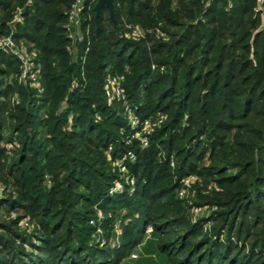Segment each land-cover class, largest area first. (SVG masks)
<instances>
[{
    "label": "trees",
    "instance_id": "16d2710c",
    "mask_svg": "<svg viewBox=\"0 0 264 264\" xmlns=\"http://www.w3.org/2000/svg\"><path fill=\"white\" fill-rule=\"evenodd\" d=\"M74 1L0 0V38L33 61L23 78L0 51V264H119L134 250L150 264H264L260 0H114L116 25L103 9L99 26L89 0L75 41ZM119 76L125 98L111 99ZM128 152L135 190L110 194ZM188 176L195 202L180 195ZM195 206L213 218L194 221ZM12 211L31 216L29 231ZM101 212L111 227L123 216L120 244L99 240Z\"/></svg>",
    "mask_w": 264,
    "mask_h": 264
},
{
    "label": "built area",
    "instance_id": "2783aa9c",
    "mask_svg": "<svg viewBox=\"0 0 264 264\" xmlns=\"http://www.w3.org/2000/svg\"><path fill=\"white\" fill-rule=\"evenodd\" d=\"M89 0H75L74 3L71 6V10L68 14V21L69 24L71 25V27L73 28V26L76 28L75 31H71L70 32V37L75 41L77 39L79 40H83L84 39V35L79 33V28L81 25V12L86 4V2ZM90 1H95V0H90ZM98 1V0H97ZM33 2V0H28V4H31ZM262 14H263V18H264V0H260L259 1V9H258ZM25 20L24 15L22 13V9L18 10L15 14H14V18L12 20V24H16V23H23ZM143 35V33L139 30H133L132 36L134 38H140ZM0 51L5 52V53H13L15 54L20 61L23 62L24 65V71H23V78H25L30 71H32V66H33V61H32V57L29 54L27 48L25 46L20 47L18 44H16V42L14 41L12 35L11 36H6V37H2L0 38ZM32 78L34 80H36L35 76H32ZM123 76H119V77H113L110 78L107 82V90H108V96L111 99H123L125 98L124 95V89L122 87V80H123ZM126 111L129 114V118H130V126L132 129H135L139 124H141V120L138 118V116L135 115L134 111L132 110V108L129 105H125ZM151 129V123L146 120L143 123V131L142 132H138L136 134V136H141V142L142 145L144 147H148L149 146V137H148V133L150 132ZM135 138V136H134ZM128 155L130 156V161L131 160H135L136 156L133 152H128ZM171 165L175 166V160L172 157L171 158ZM122 167H125V165H123ZM198 180V177L196 176H188L187 178H185V180L183 181V186L182 189L180 191V195L181 196H185L188 193V189L191 187L192 184H194L196 181ZM135 190V188H133ZM122 191V190H120ZM198 210H202V208L200 207H193L192 211H198ZM148 232L152 231V226L148 227ZM133 257H137V255H133Z\"/></svg>",
    "mask_w": 264,
    "mask_h": 264
},
{
    "label": "rangeland",
    "instance_id": "374dc122",
    "mask_svg": "<svg viewBox=\"0 0 264 264\" xmlns=\"http://www.w3.org/2000/svg\"><path fill=\"white\" fill-rule=\"evenodd\" d=\"M110 158V157H109ZM112 160V159H109ZM130 162V156L127 154H125L122 157H119L115 162H114V170H116V172H118L120 178L117 184L113 185L112 188L110 189V194L113 192L116 193H120V190H125L126 186H132V188H135V184L137 183V179L134 176V174L127 168V164ZM123 165H125V167H122ZM122 178V179H121ZM121 179V180H120ZM202 186V185H201ZM203 188V187H202ZM3 189L4 187L1 185L0 186V198L4 197L6 195H4L3 193ZM188 193L187 195L190 196V198L192 199V201H196L198 200V192L196 188H192L190 187L188 189ZM209 190H211V186L209 188ZM203 194H209V192H207V190L202 191ZM216 209L214 208H206L205 210H198V211H192V219L194 221H197V219L201 218L202 216H209L210 218H213V213ZM205 213V214H204ZM0 214H1V210H0ZM24 214L23 212H19V211H12L10 213H8L6 215V219L10 220V219H18L21 216V220H20V225L22 229H25L27 231H29L31 229V216L30 215H22ZM117 222L114 223V226H107L104 223V220L106 218V216L104 215V213H99V220H100V225L98 226V233H99V240H101L103 243H110L111 245H117L120 244V231L122 230V225H121V221H123V216L120 215V212L117 213ZM122 216V217H121ZM131 220V217H128L126 219V222H129ZM214 222V221H213ZM212 229V223H210V225L205 226L204 228V232H210ZM111 230L112 235H111ZM149 229H147L148 231ZM114 233H116L117 235H115ZM138 253L135 250L133 252H131V255H127L126 257H124L123 259H121V262L119 264H150L148 261H144L145 259H143V261H141L140 259H134L133 260V254ZM131 256V257H129ZM132 258V259H130Z\"/></svg>",
    "mask_w": 264,
    "mask_h": 264
},
{
    "label": "water",
    "instance_id": "95a60500",
    "mask_svg": "<svg viewBox=\"0 0 264 264\" xmlns=\"http://www.w3.org/2000/svg\"><path fill=\"white\" fill-rule=\"evenodd\" d=\"M103 9H107L109 11V16L114 25H116L115 18V5L114 0H98L95 5V19L99 26V17Z\"/></svg>",
    "mask_w": 264,
    "mask_h": 264
}]
</instances>
